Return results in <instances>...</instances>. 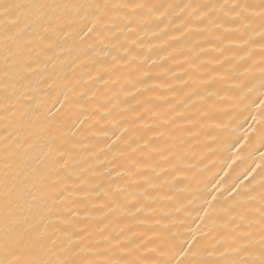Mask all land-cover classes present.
I'll list each match as a JSON object with an SVG mask.
<instances>
[{
    "label": "bare ground",
    "instance_id": "bare-ground-1",
    "mask_svg": "<svg viewBox=\"0 0 264 264\" xmlns=\"http://www.w3.org/2000/svg\"><path fill=\"white\" fill-rule=\"evenodd\" d=\"M4 4L0 261L259 264L262 0Z\"/></svg>",
    "mask_w": 264,
    "mask_h": 264
},
{
    "label": "snow or ice",
    "instance_id": "snow-or-ice-1",
    "mask_svg": "<svg viewBox=\"0 0 264 264\" xmlns=\"http://www.w3.org/2000/svg\"><path fill=\"white\" fill-rule=\"evenodd\" d=\"M262 7H264V0H262ZM23 5L19 4H4L0 5V8H3L4 14L6 16H12L18 13L19 9H21ZM91 31V29H89ZM51 244L55 245L56 241L51 240ZM0 264H4L3 261H0ZM17 264H20L19 261H17ZM24 264H81V262H78L76 260H55V261H44V260H39V261H25ZM88 264H92V262H88ZM259 264H264V256H262L261 260L259 261Z\"/></svg>",
    "mask_w": 264,
    "mask_h": 264
}]
</instances>
